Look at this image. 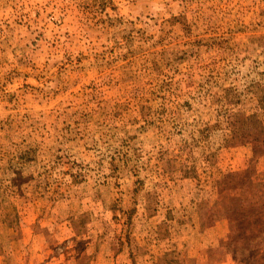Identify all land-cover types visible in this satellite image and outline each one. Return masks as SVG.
<instances>
[{
  "label": "rangeland",
  "instance_id": "obj_1",
  "mask_svg": "<svg viewBox=\"0 0 264 264\" xmlns=\"http://www.w3.org/2000/svg\"><path fill=\"white\" fill-rule=\"evenodd\" d=\"M0 264H264V0H0Z\"/></svg>",
  "mask_w": 264,
  "mask_h": 264
}]
</instances>
